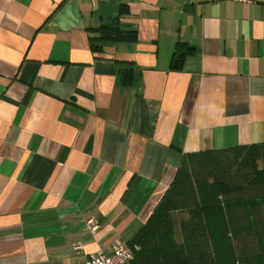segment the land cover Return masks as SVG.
I'll return each mask as SVG.
<instances>
[{"label":"crops","instance_id":"1","mask_svg":"<svg viewBox=\"0 0 264 264\" xmlns=\"http://www.w3.org/2000/svg\"><path fill=\"white\" fill-rule=\"evenodd\" d=\"M116 17L138 41L95 54L88 29ZM260 143L264 0H0V264H87L143 227L185 155Z\"/></svg>","mask_w":264,"mask_h":264},{"label":"trees","instance_id":"2","mask_svg":"<svg viewBox=\"0 0 264 264\" xmlns=\"http://www.w3.org/2000/svg\"><path fill=\"white\" fill-rule=\"evenodd\" d=\"M88 30L96 34L90 39L95 54L109 43L138 41L137 31L122 29L117 17ZM191 54V47L178 43L170 69L181 71ZM141 79L136 67L118 72L124 87L139 86ZM218 214L228 216L234 240ZM127 244L133 249L128 264H250L263 258L264 143L185 155L154 212Z\"/></svg>","mask_w":264,"mask_h":264},{"label":"built area","instance_id":"3","mask_svg":"<svg viewBox=\"0 0 264 264\" xmlns=\"http://www.w3.org/2000/svg\"><path fill=\"white\" fill-rule=\"evenodd\" d=\"M87 229H98L99 224L95 219H89L86 222ZM75 249L81 248L78 244ZM133 259V249L127 244L117 239L114 242L111 252L99 251L88 257L87 264H128Z\"/></svg>","mask_w":264,"mask_h":264},{"label":"rangeland","instance_id":"4","mask_svg":"<svg viewBox=\"0 0 264 264\" xmlns=\"http://www.w3.org/2000/svg\"><path fill=\"white\" fill-rule=\"evenodd\" d=\"M176 174L174 175L171 183L173 182L174 178H175ZM171 185V184H170ZM217 219L218 221L227 227L228 229V236L230 237L231 241H232V230H231V226H230V223H229V220H228V216L227 218H225L222 214H218L217 215ZM240 264H243V262L240 261ZM250 264H264V257L263 258H259V259H255L254 261H252Z\"/></svg>","mask_w":264,"mask_h":264}]
</instances>
